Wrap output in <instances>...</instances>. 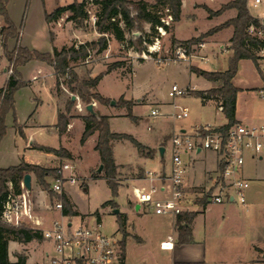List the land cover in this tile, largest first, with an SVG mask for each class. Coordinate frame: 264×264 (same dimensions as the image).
<instances>
[{"label":"rangeland","instance_id":"obj_1","mask_svg":"<svg viewBox=\"0 0 264 264\" xmlns=\"http://www.w3.org/2000/svg\"><path fill=\"white\" fill-rule=\"evenodd\" d=\"M17 1L18 0H16L15 4V12L18 18L17 22L20 24L18 31L21 32L20 40L23 45L29 48L33 47L38 51L50 52L52 46L60 47L62 44L68 43L72 36L70 28L56 27L54 29L56 36L54 41L51 42L48 38L43 16L39 14L40 8L34 5L33 0H19L20 3H17ZM58 1L60 4L65 0ZM58 1L46 0L45 6L47 8L51 7L53 4H58ZM227 1L229 0H207L209 5L206 4V0H184L183 2L181 18L176 24V33L180 37L196 34V36L193 37H199V40L203 39L207 42V48L204 50V53L207 54V60L204 62H200L196 59H194L192 63L184 60L172 62L168 58L166 49H171V47H173L171 44L173 22L170 21L169 30L159 36L160 50L156 53V58L155 55H148L146 53V55L143 56L142 50L138 51L128 48L127 44L119 43L113 37H110L107 49L98 54L92 51L88 56V61H79L74 64V70L81 77H84L86 73L90 71L91 67L95 66L97 63H101L102 65H108L116 61L121 63L117 67L118 76L116 72H112L100 81L99 91L105 96L109 95L110 97H115L110 98V101L113 100L115 105H111L110 101L105 103V105L109 106V109L113 111L121 110L127 114V108L125 106L117 105L120 98H116L117 95L123 93L125 98L130 99L131 97L136 98L142 93L148 92V96L145 97L144 95L145 98L142 97L139 102H137L136 99H130L132 105L136 103V106L133 107L132 114L137 116L135 120L127 115L120 116L111 121V127L113 131L130 134L138 141L151 146H156L160 142L158 146H163L165 148V164H168V161H170L169 139L172 134L173 124L179 125L183 123L187 127H189L190 123L218 126L226 121L220 105L214 98L202 100L200 96L189 91L181 96L171 98L168 96L167 92L173 83L190 90L194 86V91L207 90L218 85V82L207 80L201 76H197L194 72H190L189 68L190 66H196L210 71H223L227 68L228 58L231 55V51L227 49L229 45L227 37L231 33V28H223L217 31L212 37V41L211 37H208L209 35L202 36L204 32L210 29V26L220 21L219 17L207 18L209 16L203 6L206 4L212 10H215L219 9V7ZM149 3H152V1H149ZM248 12L250 13L249 10ZM2 25L3 22L0 17V27ZM90 27L91 22H88L85 31H90ZM156 31L158 33V30ZM142 33H151V28L149 32L147 31V23L142 25ZM139 34L140 32L138 30H134L132 33L128 34L127 37L131 38ZM145 37L149 38L148 36ZM10 38H15V42L13 40L11 42ZM10 38L7 39V49L9 51L19 44L18 36ZM4 56L0 37V86L6 82V74L8 75L10 73L9 62ZM158 57L162 59L161 62L156 61ZM3 68H5V71H3ZM19 72L21 78L25 81L31 79L33 74L36 80H34L31 85L26 84L25 86L19 87L13 93L14 109L7 111L4 116L5 131L0 140V164L8 165L16 163L21 160L20 158L23 155L24 158L31 156L35 160H38L39 163L46 164V159L42 153L38 151H25L22 149L20 143L18 144L14 140L15 137H18L17 140H20V136H14L15 128L13 125L15 122L23 123L27 119L28 115L37 105L38 101L35 97L41 99L42 103L37 105L36 111L32 116L33 120L50 125L44 132L35 135L36 140L50 147H59L61 144L73 151L81 150L79 144L81 127L79 122L74 124L69 136L67 134L59 135L56 129L55 123L57 117L55 104L53 95L50 92L54 85V79L52 77H45L47 72L44 68L39 69L33 65L19 68ZM97 73L98 72L95 74ZM232 83L239 88L235 111L240 118V122L249 125H260L263 122L261 118L264 115V97L260 95V91L264 89V77L259 74L256 65L251 59L239 60L237 72L232 79ZM89 91H95V88H90ZM52 93H55L54 88H52ZM70 95L68 89L67 91H62L58 98L61 105L60 110L64 109ZM76 98L70 108V112L86 113L84 103L81 102L78 97ZM172 100L181 107L187 108V117L174 119L170 113H165L164 116L156 119H152L148 116L150 107L157 106L158 103L167 106ZM91 101L96 110V103H98V101L95 99H91ZM78 103L81 104V110H78L76 107ZM163 111L166 110L164 109ZM82 149L85 154L83 163L85 165L91 163L94 158L90 143L88 142ZM113 149L117 160L120 162L135 163L140 161L136 148L129 140L123 139L117 143L115 142ZM154 152H156V149H152L153 155ZM65 160L67 159L63 158L60 165L65 163ZM164 160H162V164ZM144 166L146 169H150L154 172L159 171L160 159L156 158L153 163L146 161ZM243 168L245 175L241 177L248 179L250 184L247 190V202L245 204H240L238 202H227L222 204L230 205L232 210L229 212L227 219L223 220L220 231L215 226L211 227L212 231L210 232L212 237L207 239V256L223 261L225 264H234L235 259L239 257L245 260L240 264H264V181L255 179L256 173L264 171V157L261 160H257L256 158L251 159L246 155ZM93 172L95 173L96 170H93ZM116 173L115 181L119 186L122 185L121 187L118 186V193L116 196H111L110 190L102 176L103 171H100L99 174L96 172V175L92 178L90 177L88 180H78L76 183L77 190L72 194L76 204L75 207L80 213H84L88 216L87 220L90 224H93L99 219L105 233L116 235H119L118 233L120 231L118 229L119 221L117 217L119 214L122 215L123 213L119 212L118 215H115L112 209L123 207V210L127 213V230L132 234L133 232L140 234L145 239L142 245H138L133 235L127 238L128 245L129 242L133 243V260L138 261V259L142 257L149 260L151 258L150 256H153L152 240L154 230L157 229L160 224L155 216L146 214V212L144 213L141 211L143 215L140 217L139 214L136 213L135 208L131 206L132 203L128 201L129 199H135V194L132 192L133 184L136 187L142 185L148 186L149 182L143 179L137 183H133L141 173L139 166L136 164H127L122 168H117ZM53 175L54 174L45 176L44 178L48 186L50 185ZM82 183H84V186L87 184V189H83L81 186ZM153 183L156 184L157 182L154 181ZM39 186L43 188L40 183ZM160 195L161 193L159 192L155 193V196ZM108 199H112L116 207H112L111 205L102 207L101 203ZM34 201L38 214L42 215L43 211L36 205V199H34ZM199 205L198 202L197 204H192V207H198ZM200 206V208L204 207L202 205ZM206 206L210 207L208 213L209 217L215 222L217 221L218 224V222L222 220L220 215L217 214L218 206H215V204H208ZM247 207H250V211H245ZM95 212H98V215H96ZM80 213L71 215L73 216L72 219L74 223H79L83 219ZM202 226V220L200 219L197 222L198 230H201ZM220 232L224 233L223 237L220 236ZM249 238L254 240V244L258 248L252 247L249 249L247 247L246 240ZM22 246L20 253L24 255L29 253L31 255L30 261L35 264H47L48 258L43 255V250L50 248V244L47 241L33 239L23 243ZM251 257L252 259H256L257 262H251Z\"/></svg>","mask_w":264,"mask_h":264},{"label":"trees","instance_id":"obj_2","mask_svg":"<svg viewBox=\"0 0 264 264\" xmlns=\"http://www.w3.org/2000/svg\"><path fill=\"white\" fill-rule=\"evenodd\" d=\"M7 1L0 0V17L3 22V25L0 27V37L3 53L10 65V73L8 74L7 80L0 87V140L5 131L4 116L7 111L14 109L13 93L19 87L27 84L20 76V66L32 59L43 61L52 66L57 88L60 83L66 85L71 95L68 97L64 109L58 110L56 121V127L62 132L67 126L69 120L68 114L74 103L71 96H77L84 105L91 103V99H95L102 104L109 102V98L101 96L96 91H89V89L95 88L104 74L121 64L118 61L112 62L106 65L105 70L93 77L90 75V71L84 77H81L70 66V62H83L92 51L97 54L104 51L108 47L110 37H113L119 43L127 44V47L133 50H144V42H150L151 38L144 37L142 25L147 23V31L149 32L151 28L152 37L158 34L156 31L157 27H162L165 31H168L170 22L166 24L163 19L169 16L171 22L178 20L182 4V0H153L152 3L145 0H74L65 6L56 7L51 13H46L45 20L47 22L56 21L64 13H67L66 20L72 21L75 27L85 30L87 27L86 23L92 13L95 17L94 28L98 32L99 37L96 40L81 43L72 42L70 45H64L59 49L54 47L52 52H41L26 46H21L20 44L10 51L7 49V39L18 36V30L11 21L6 8ZM203 8L207 11L209 17L219 15L224 10L230 8H233L236 12L234 17L211 27L202 35H210L223 28L232 27L233 31L228 45L231 55L228 58L227 68L223 71H210L196 66H190L189 68L197 76L218 82V85L207 90L194 91L189 89L188 91L194 92L202 100L208 98L220 99L221 111L227 121L219 126V129L225 131L231 124L237 122L235 119V104L239 88L232 83V79L237 72L238 62L241 59H251L256 65L255 50L258 48L260 42L247 32V28L253 23V19L249 15L246 0H229L215 11L205 5ZM134 30H138L140 34L128 38L127 35ZM50 38L51 40L53 39L52 33H50ZM196 40H199V37L178 40L172 36L171 44L174 45ZM117 105L125 106L127 108L126 115L135 120L136 116L131 113L132 102L130 100H125L123 97H120ZM81 119L84 123V129L80 142H84L94 132L97 133L94 148L99 155L100 164L103 167V177L110 190V194L111 196H116L119 185L115 181V176L119 165L114 161L110 141L112 139L129 140L137 151L145 157H152V149L143 145L130 134L111 132L109 130V117L107 115L97 113L95 116L86 111V114L81 116ZM15 125L21 132L20 125L16 122ZM38 148L60 156H70V153L64 148ZM25 173H33L43 189L48 190L52 195L44 177L54 174L55 168H45L23 161L17 165L5 168L0 167V211L10 193L18 194L20 192V181ZM59 198L63 206L62 214H77L73 209V204L64 192L59 195ZM198 202L200 205L205 206L203 200H199ZM107 205L116 207L112 199H108L101 204L102 207ZM195 215L196 211L191 210L183 211L174 216V225L179 243L190 242L192 240L190 226ZM117 219L119 221L118 229L123 232L122 244H124V238L126 236L124 233L125 218L119 214ZM10 239L25 243L33 239L42 240V237L39 230H33L24 224L11 225L0 221V264H25L26 262V255L22 253L16 254L15 261L12 262L9 260L7 246L8 240Z\"/></svg>","mask_w":264,"mask_h":264},{"label":"built area","instance_id":"obj_3","mask_svg":"<svg viewBox=\"0 0 264 264\" xmlns=\"http://www.w3.org/2000/svg\"><path fill=\"white\" fill-rule=\"evenodd\" d=\"M249 15L253 19L247 32L259 42L255 50V62L258 72L264 77V0H246ZM163 21L168 24L170 17ZM88 22L94 28L95 17L90 14ZM95 29V28H94ZM158 34L151 38V33L145 36L151 38L144 42L143 56L155 55L160 50L159 36L165 30L157 27ZM148 34V35H147ZM166 49L168 58L175 62L184 60L192 63L194 59L207 60V42L203 39L187 41L172 45ZM146 53V54H145ZM88 61V57L85 59ZM157 62H161L160 57ZM188 92L185 87L173 83L168 90V96L174 98ZM264 97V89L260 91ZM165 113L157 106L150 107L148 116L152 119L164 116ZM174 119L188 116L186 107L176 106L170 113ZM170 161L167 171H148L145 180L148 186L134 188L139 205L145 211L154 214L175 216L183 211H191L192 204L203 200L205 205L223 204L227 202H247L249 180L241 177L240 171L246 155L262 159L264 157V123L249 125L242 122L231 124L225 131L219 126L210 124L195 125L190 131L176 130L169 139ZM201 150H210L216 156V175L209 184L190 188L185 184V175L190 161ZM74 165L65 162L55 168V173L49 185L52 193L48 202V211L56 216L50 219L49 226L44 227L43 217L36 213L35 201L20 181V192L10 193L2 205L0 221L11 225L24 224L33 230H39L42 240L50 244L45 251L48 264H123L124 247L122 236L105 233L98 219L93 224L82 219L74 223L70 215L62 214V201L59 195L67 184H76L77 177L73 173ZM157 183L154 184L153 182ZM161 193L155 196V193ZM161 249L173 247L171 237L159 243Z\"/></svg>","mask_w":264,"mask_h":264},{"label":"crops","instance_id":"obj_4","mask_svg":"<svg viewBox=\"0 0 264 264\" xmlns=\"http://www.w3.org/2000/svg\"><path fill=\"white\" fill-rule=\"evenodd\" d=\"M73 1L74 0H69V1L65 0L63 3H60V4H59V1H58L57 2L58 4H53L51 7L47 8L45 6L46 0H33L34 5L38 6L40 8L39 14H42V16H43L44 24L46 26V30H47V34H48V38H49V40L51 42L54 41V39H55L56 33H55L54 29L56 27H61V28L68 27V28H70V31L72 33V36H71L70 40L68 41V43L62 44L60 47L52 46V49H51L50 52H52L54 47L59 49V48H61L64 45H70L72 42L81 43V42H84V41L96 40L99 37L98 32L95 31V29L92 26L90 27V29H91L90 31H85V30H83L81 28L75 27L73 25L72 21L66 20L67 15H68L67 13H64L56 21L47 22L45 20V14L46 13H51L56 7L65 6L67 4L72 3ZM77 1H81V0H77ZM145 1H148V2L152 1L153 2V0H145ZM183 2H184V0H182L181 9H182V6H183ZM227 2H225V3H227ZM17 3H20V1L18 0ZM15 4H16V0H8L7 4H6V8H7V11H8V14H9V17H10L11 21L13 22L14 26L18 30L19 27H20V24H18V22H17L18 18H17L16 12H15ZM206 4L209 5V3H207V0H206ZM206 4H205V6H207ZM193 6H194V3H193ZM215 10H217V9H215ZM235 13H236L235 10L233 8H230V9L224 10L219 15L212 16V17H207V18H210V19L213 18V17H215V18L219 17L220 18V21L218 23H216L215 25L210 26L209 28H211L213 26H216V25L224 22L225 20H227L229 18L234 17ZM180 18H181V12H180L179 19L173 22V28H172L173 35L172 36L174 38L178 39V40H186V39H189V38H191L193 36H196V34L195 35H190V36H187V37H180V36L177 35V33H176V24L179 22ZM227 28H231V33L227 37L228 41H229L233 29H232L231 26H229ZM216 32H214V33H212V34H210L208 36V37H211V41H212V37L214 36V34ZM20 33L21 32L18 31L19 44L21 46H25V45H23L21 43ZM50 33H52V36H53L52 40L50 38ZM12 40L15 42V38H10L11 42H12ZM13 45H14V43H13ZM30 49H35V48L31 47ZM227 49H229V48H227ZM35 50H37V49H35ZM46 52H49V51H46ZM76 63L77 62H70V66L74 68V64H76ZM29 65L36 66L39 69H41V68L43 69L44 68L46 70V72H47L45 77H52L54 79V85H53L52 88H54V92L55 93L54 94L52 93V88H51L50 92H51V94L53 95V98H54L55 112H56V117H57V112H58V110L61 107L58 98H59L60 94L62 93V91H67L66 85L64 83H60L59 87L57 88L56 81H55V75L53 73L52 66L46 64L43 61L32 59V60H29L28 62H26L24 65L20 66L19 68H24V67L29 66ZM106 65H102L101 63H97L95 66H92L91 69H90V75L93 77V76L96 75L95 74L96 72L99 73V72L105 70ZM117 69L118 68L116 67L113 70H111V71L107 72L106 74H104L102 76V78L99 80V82L97 83V85L95 87V91L98 92L101 96L109 98V99L110 98H115V97H110L109 95L105 96L101 91H99V87H100V81L103 80L104 77H107V75H109L110 73L116 72V75L118 76ZM3 71H5V68H3ZM133 73H134V71H133ZM7 77H8V75L6 74V79H7ZM131 78H132V76H131ZM37 79H38V77H37ZM34 80H36V77L33 74V77L31 79H28V81H26V82H27L28 85H31V84H33ZM193 88H194V86L192 87L191 90H194ZM167 94H168V92H167ZM144 95H145V97H147L148 96V92H144L141 95L137 96L136 98L131 97L130 99L133 98V99H136L137 102H139V100L142 99V97H144ZM76 97L77 96H75V98ZM118 97H123V99H125V100H130L129 98H125V95L123 93L116 96V98H118ZM35 99L38 101L37 105L42 103L41 99H38L37 97H35ZM215 100L220 105V99H215ZM236 101H237V97H236ZM37 105L35 106L33 111L28 115L27 119L23 123H18L20 125V127H21V132L19 131L18 127L15 124L13 125V127L15 128L14 136H20V140L19 139L17 140L18 137H15L14 140H15L16 143H18V144L20 143L22 149L25 150V151H29V152L30 151H33V152L34 151H38V152L42 153L44 155L45 159H46V162H45L46 164L39 163L38 160H35L31 156H27L28 158H24V155H23L20 158L21 159L20 161H18L16 163H13V164H8V165H1L0 164V167L1 168H5V167H8V166L17 165V164H19L20 162L23 161V162H26V163H29V164H35V165H39V166L45 167V168H56L57 166L60 165L61 161L64 158V159H67V160H65V162H69V163L74 165L73 173L77 177V181L78 180H81V181L82 180H88L90 177L91 178L94 177L96 175L97 171L94 173L93 170L95 171L97 169V167L99 166V164H100L99 155H98L97 151L94 148L95 147L96 138H97V133L94 132L84 142H82V143L80 142L81 134H82V131L84 129V123H83V120L81 119V116H84L86 113L70 112L69 113V120H68V123H67V126H66L65 130L60 132L58 130V128L56 127V129L58 130L59 135H66L67 134L69 136V133H70L72 127L74 126V124L76 122H79L80 127H81V133H80V136H79V144H80L81 150L73 151V150H71L68 147L62 146L61 144H60L59 147H50V146H47L44 143L39 142V141L36 140L35 135L40 133V132H44V130L47 129L48 126H50V125L39 123L36 120H33L32 116H33V113L36 111ZM93 106H94V104H93ZM134 106H136V103L131 106L132 114H133V107ZM165 106L166 105H162L161 103H158V105H157V107L161 108L162 111L165 109L166 111H163V112L168 114V113H172L173 111H175L176 110V106H180V105L176 104L172 100V102H170L169 105H167L166 107ZM76 107H77L78 110L82 109L80 103H78V106H76ZM95 111L97 113L101 114V115H107L109 117V130L111 132H116V131L112 130L111 121L113 119H115V118H118L120 116L126 115V113L124 111H121V110L113 111V110L109 109V106H107L105 104H102L100 102L96 103V110ZM235 119L240 122V118L236 114V111H235ZM261 119L263 121L262 123H264V115L262 116ZM226 121L224 123H226ZM55 125H56V123H55ZM195 125H200V124H198V123H190L189 127L185 126L183 123H181L179 125L173 124L172 125V133L175 131L176 128H178L176 130L190 131ZM221 125H218V126H221ZM116 133H123V132H116ZM162 136H165V135H162ZM120 140H123V139H112L110 141L111 142V148H112V152H113L114 161H115V163L117 165H119L118 168H122L123 166H125L127 164H136V165L139 166V170H140L141 173L133 181V183H137L140 180H143L145 178V176H146V173L148 171H152L150 169H146L145 168L144 165H145L146 161H149L150 163H153L156 158H159L160 159V169H159V171H156V172H162V171H167L168 170L169 161H168V164H165L164 153H163L162 157H160V155L158 153V148L160 147L158 145H159L160 142L156 146H151V145H148V144H145V143L141 142L143 145L149 147L150 149H156V152H154V155L152 157H145V156H142L137 151L138 157L140 158V161L135 162V163H123V162H120L119 160H117L116 154H115L114 149H113L114 143L115 142L117 143ZM88 142L90 143V147L92 149V154H93V158L94 159H93V161L91 163H88V164L85 165L83 163L84 158H85V154L82 151L83 150L82 147H84ZM38 147L51 148V149L64 148L65 150H67L70 153V156L69 157L60 156V155L55 154L53 152H47L44 149H40ZM164 151H165V148H164ZM248 156L251 159L255 158V157H252L251 155H248ZM162 160H164L163 164H162ZM257 160H261V159L257 158ZM97 173L99 174V172H97ZM30 174H31V190L29 192H30L31 197L36 199V202H37L36 205L39 208H41V210L43 211L42 215H40V216L43 217L44 227H46V226H49L50 219L52 217L56 216L55 213H52V212L48 211V209H47L49 199L51 198V194L47 190H45V189H43V188H41L39 186L37 178H36V176L33 173H30ZM215 175H216V156H215V154L212 151H210V150H201L193 157V159L189 163V166L187 168L186 175H185V184L188 187H190V188H197V187H201V186H206V185L209 184V181L211 180V178L214 177ZM240 175L241 176L245 175L243 166L241 168ZM255 179L264 181V171L261 172V173H256ZM81 186L83 187V189H87V187H88L87 184L84 186V183H82ZM121 186L122 185H120L119 187H121ZM132 188H133L132 192L134 193V188H136V186H134V184H133ZM75 190H77L76 184H67V185H65L63 192L68 196L69 200L73 204V209L77 213H80V211L75 207L76 204H75V202L73 200V196H72V194L75 192ZM104 201H106V200H104ZM128 201H130L132 203L131 206H133L135 208L136 213L139 214L140 217H142V215H143L141 213V211H143L144 213L146 212V214H150L152 216H155L157 218V221L160 224V226H158L157 229L154 230V234H153V240H152L153 256H150L151 258L149 260L146 259L145 257H142V258L138 259V261H134L133 260V253H132V244L133 243L129 242V245H128L127 244V238L130 235H133L136 238V242L138 243V245H142L145 242V239L140 234H137V233H134V232L132 234L131 232H129L127 230V227H126L127 213L123 210L124 209L123 207L122 208L118 207L119 208V212L123 213L124 215L122 214V216L125 218L124 233L126 234V236L124 238V244H123L124 245V260H123V264H157V263H159V264H225L223 261H220V260H217V259H214V258H209V256H207V239L212 237L211 236L212 234L210 232V231H212L211 230L212 226L217 227V229H219V231H220V228L222 226L223 220L227 219V217L229 215V212H231V210H232L230 205H228V204H226V205L215 204V206H218L217 207L218 208L217 209L218 210L217 214H219L221 219H222V220H220L218 222V224H217V221L215 222L208 215L210 207H207L206 205L203 208H200L201 207L200 205L198 207H195V206L192 207L191 206L192 210L196 211V215L193 218L191 226H190L191 227L192 240L190 242L179 243L177 241V231L175 230V225H174V216L167 215V214L157 215V214H154V213H152L150 211H145L139 205L138 200L136 198V195H135V199H132V200L129 199ZM104 207H108V205L104 206ZM249 209H250V207H247V209H245V211H250ZM112 211H113V209H112ZM263 212H264V209H263ZM36 213L38 214L37 210H36ZM80 214H81V216L83 217L84 220L88 221L87 220L88 216H86V214H84V213H80ZM95 214L98 215V212H95ZM97 217H99V216H97ZM200 219L202 220L203 226H202L201 230H198L197 222ZM221 233L222 232H220V236L223 237L224 233H222V234ZM118 234L123 236V232L122 231H119ZM168 237L172 238L173 247L171 249H169V250L161 249L159 247V243L161 241H163V240H166ZM246 242H247V247L249 249H251L252 247L258 248L254 244V240L249 238V239L246 240ZM22 244H23L22 242H19V241H16V240H12V239L8 240V246H7L8 247V258H9L10 261L13 262V261L16 260V254L20 253V250L23 247ZM46 250H48V248L43 250V255H45V251ZM30 257H31V255L29 253H26V262H25V264H35L32 261H30ZM243 259L244 258H242V257L236 258L235 261H234V264L242 263L243 261H245ZM250 261L251 262H255L256 259H252V257H251ZM47 264H48V262H47Z\"/></svg>","mask_w":264,"mask_h":264},{"label":"water","instance_id":"obj_5","mask_svg":"<svg viewBox=\"0 0 264 264\" xmlns=\"http://www.w3.org/2000/svg\"><path fill=\"white\" fill-rule=\"evenodd\" d=\"M71 99L74 100V99H75V96L72 95V96H71ZM110 104H111V105H114L115 102H114L113 100H111V101H110ZM84 108H85V110H86L87 112L91 113L92 115H95V116L97 115V112L95 111V109H94V107H93V103H89V104L85 105ZM158 153H159L160 157L163 156V153H164V147H163V146H160V147L158 148ZM102 168H103V167H102V164H99V166L97 167L96 171H97V172H100V171H102ZM21 182H22V184H23V187H24L27 191H30V190H31V174H30V173H25V174L23 175V178H22ZM113 213H114L115 215H118V214H119V209H118V208H114V209H113Z\"/></svg>","mask_w":264,"mask_h":264}]
</instances>
